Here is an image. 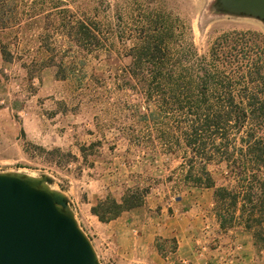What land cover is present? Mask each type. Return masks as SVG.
Returning <instances> with one entry per match:
<instances>
[{"label": "rangeland", "instance_id": "rangeland-1", "mask_svg": "<svg viewBox=\"0 0 264 264\" xmlns=\"http://www.w3.org/2000/svg\"><path fill=\"white\" fill-rule=\"evenodd\" d=\"M215 3L6 0L3 4L0 172L50 177L51 187L69 199L101 264L146 263L132 261L128 234L115 240L116 225L92 218L91 208L98 201L107 195L119 199L130 190L140 194L137 207H142L148 195L160 192L168 200L186 186H195L183 181L186 162L194 153L186 150L182 139L176 143L179 133L173 127L179 116L162 113L157 120L150 116L155 106L146 101L144 90L156 67L153 61L163 65L164 74L196 78L202 70L222 68L221 51L212 53L211 47L224 33H258L256 45L264 48L262 21L218 12ZM78 22L86 27L82 37L72 29ZM147 40L149 51L142 48ZM138 55L141 61H134ZM233 70L237 65L226 69L237 93L243 85ZM257 85L261 101L264 83ZM234 102L245 104L246 99ZM59 119V126L65 122L63 127H56ZM243 134L230 129L225 141L239 146ZM258 137L264 142V125ZM194 160L199 164L197 154ZM207 170L216 185L230 189L238 185L236 176L225 177L229 171L223 162L209 163ZM259 177L264 178L263 170ZM243 188L249 190V183L244 182ZM259 190L254 186V192Z\"/></svg>", "mask_w": 264, "mask_h": 264}, {"label": "trees", "instance_id": "trees-1", "mask_svg": "<svg viewBox=\"0 0 264 264\" xmlns=\"http://www.w3.org/2000/svg\"><path fill=\"white\" fill-rule=\"evenodd\" d=\"M5 1L0 0V21L5 14ZM85 28L84 23L78 22L72 29L74 35L82 37ZM237 35L241 36L240 40L233 37ZM257 36L258 33L251 31L222 34L211 47L212 53L221 51L222 68L202 70L196 78L182 73L175 75L171 71L164 74L163 65L158 66L153 61L155 70L150 84L143 89L146 88V101L155 106L150 112L153 120L162 113L179 116L177 126L173 127L179 133L176 143L182 139L186 150L194 153L186 162L188 170L183 181L213 188L214 198L221 205L218 210H223L230 220L239 210L245 226L253 231L255 248L260 251L264 249V178L259 177V172L264 171V142L258 135L264 125V99L260 101L262 89L257 84L264 83V48L256 45ZM153 46L158 48V45ZM142 48L151 50L150 41L147 40ZM141 59L138 55L134 61ZM234 64L237 65V70H233L237 83L243 85L237 93L231 88L230 73L226 71ZM164 84L170 88H162ZM249 84L253 86L248 87ZM235 98L246 99V102L235 103ZM230 129L244 133L239 146H231L225 141ZM207 138L211 142H207ZM195 154L199 164H195ZM212 162H223L229 171L225 177L236 176L238 185L232 189L216 185V180L207 170V165ZM247 171L252 173L248 175ZM244 182L249 183L247 191L243 188ZM256 185L259 192L253 191ZM140 204V194L128 190L119 199L105 196L92 206L91 212L99 221L108 222Z\"/></svg>", "mask_w": 264, "mask_h": 264}, {"label": "crops", "instance_id": "crops-1", "mask_svg": "<svg viewBox=\"0 0 264 264\" xmlns=\"http://www.w3.org/2000/svg\"><path fill=\"white\" fill-rule=\"evenodd\" d=\"M61 122L59 119L56 127H63L65 122L59 126ZM23 130L27 131L26 124ZM98 223L116 225L115 240L122 241L128 234L134 262L264 264V249L255 248L253 231L237 211L230 220L223 210H218L210 187L188 185L168 200L157 192L146 197V205L124 211L107 223Z\"/></svg>", "mask_w": 264, "mask_h": 264}, {"label": "water", "instance_id": "water-1", "mask_svg": "<svg viewBox=\"0 0 264 264\" xmlns=\"http://www.w3.org/2000/svg\"><path fill=\"white\" fill-rule=\"evenodd\" d=\"M218 12L264 23V0H216ZM47 175L0 172V264H101L67 196Z\"/></svg>", "mask_w": 264, "mask_h": 264}]
</instances>
